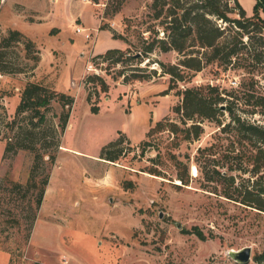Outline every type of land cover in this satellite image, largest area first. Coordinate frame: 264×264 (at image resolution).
I'll return each instance as SVG.
<instances>
[{
  "label": "rangeland",
  "instance_id": "obj_1",
  "mask_svg": "<svg viewBox=\"0 0 264 264\" xmlns=\"http://www.w3.org/2000/svg\"><path fill=\"white\" fill-rule=\"evenodd\" d=\"M240 1L243 7H250L251 0ZM150 2L0 0V39L11 28L24 34L2 49L3 62L16 71L8 76L0 71V177L25 182L28 176L30 151L20 149L2 158L5 141L19 124L17 121L12 127L16 106L12 96L4 93L20 94L23 75L30 73L39 52L49 48L54 57L43 73L45 79L52 81L56 90L75 97L71 126L60 136L27 241L25 199L13 193L15 204L0 207V264H264L254 258L264 248V211L203 189L197 178L194 154L210 139L214 122L205 120L204 133L193 140L179 139L168 129L147 134L163 117L180 121L173 111L181 100L179 89L205 82L238 87L246 75L243 69L223 71L208 64L198 71L185 70L183 80H171L156 60L175 63L178 53L158 48L147 64L148 58L138 63L150 70L143 79L113 78L114 70L106 73L101 64L95 67L93 63L92 57L110 44L118 42L123 44L121 48L135 49L139 34L153 33V26L163 35L159 20L148 16ZM76 10L82 16L70 20L68 16ZM259 11L264 17V8ZM75 24L86 26L90 37L76 31ZM113 33L121 34L127 42L120 37L115 40L109 35ZM252 69L264 84V65L257 63ZM93 71L104 76L107 91L99 87L95 91L92 82H85ZM91 104L99 105V110L91 112ZM60 110L59 102L53 100L47 116L56 122ZM246 115L264 120L260 112ZM119 135L124 153L116 160L100 157L101 146ZM62 139L79 152L62 150ZM176 159L188 167V183L177 177L183 167ZM149 167L160 173L149 172ZM36 174L37 179L43 174V165ZM6 183L0 180V196L6 192ZM246 245L251 247L247 262H237L229 255L230 249Z\"/></svg>",
  "mask_w": 264,
  "mask_h": 264
},
{
  "label": "trees",
  "instance_id": "obj_2",
  "mask_svg": "<svg viewBox=\"0 0 264 264\" xmlns=\"http://www.w3.org/2000/svg\"><path fill=\"white\" fill-rule=\"evenodd\" d=\"M261 7L264 8V0H255L252 14L247 15L239 0H151L148 16L159 20L163 35H159L158 29L153 26L150 29L153 33L139 34L135 49L131 46L109 47L95 54L92 60L95 67L101 64L100 69L106 73L114 70L112 77L119 75L124 80L147 78L149 67L138 63L148 58L147 64L157 48L161 51L174 49L178 53L175 63L156 60L162 72L170 74L171 80H183L185 70L198 71L208 64H214L223 71L243 69L246 75L238 87L228 88L205 82L179 89L181 100L173 106V111L180 121L163 117L155 121L147 134L168 129L179 139L193 140L204 133L205 120L214 122L215 130L211 132L210 139L199 145L194 154L200 186L228 200L264 211V120L250 119L246 115L255 112L264 114V84L256 78L252 69L257 63L264 65V17L259 13ZM23 36L20 30L11 28L1 37V72L16 71L3 62L2 49L10 41ZM112 36L125 38L118 33ZM27 42L31 44L30 39ZM38 59L39 56L36 62ZM116 65L120 67L115 69ZM152 71L155 72L154 68ZM85 82H92L95 91L98 87L101 91L109 88L104 76L97 71L89 73ZM51 83L45 75L24 82L15 107L16 118L11 121L12 127L17 121L19 124L13 136L6 139L2 152V158L11 157L20 149L32 153L25 182L12 180L7 175L0 177L7 182L6 192L3 191L0 196V207L10 208L11 204H15L13 195L25 199L24 207L28 209L24 217L27 228L25 241L36 220L49 180L50 166L55 161L56 148L75 98L71 93L56 90ZM90 99L88 93L86 100L90 102ZM53 100L61 106L59 113L55 114L56 122L47 116ZM98 110L99 105H90L91 112ZM122 141L119 135L104 143L99 156L118 159L124 153ZM176 161L183 167L177 172V177L181 182L188 183L191 179L188 167L182 160ZM41 165L43 174L37 179L36 171ZM148 171L160 173L153 167H149ZM31 188L35 190L29 192ZM196 232L204 237L201 231ZM254 258L264 260V248Z\"/></svg>",
  "mask_w": 264,
  "mask_h": 264
},
{
  "label": "crops",
  "instance_id": "obj_3",
  "mask_svg": "<svg viewBox=\"0 0 264 264\" xmlns=\"http://www.w3.org/2000/svg\"><path fill=\"white\" fill-rule=\"evenodd\" d=\"M240 3H241V1H240ZM254 3H255V0H251V3H250V7H244V9H245V12H246V14L247 15H250V14H252V12H253V5H254ZM242 5V4H241ZM243 6V5H242ZM259 13H260V11H259ZM260 15H261V13H260ZM73 16V17H72ZM77 16H82V13H81V11H79V10H76L75 12H73L71 15H69L68 17H70V20L72 19V18H74V17H77ZM76 25V24H75ZM74 29H75V26H74ZM99 30H101V29H99ZM102 30H105V29H102ZM50 31V30H49ZM80 32V31H79ZM96 32H97V30H96ZM98 33H99V31H98ZM110 36H112L111 34H109ZM28 36V35H27ZM112 38H114L115 40H119L120 41V39L119 38H116V37H113L112 36ZM123 44H121V43H113V44H110V47H120V46H122ZM107 48H109V47H107ZM107 48H105V49H107ZM49 48H48V50H46V52H44V51H41V52H39V59H38V61L36 62V64H35V66L32 68V70L30 71V73H28L27 75H23V78H22V83L23 82H25V81H27V80H34V79H39V78H42L44 75H43V73H45L46 71L45 70H48V66H51V63L54 61V57H53V55L49 52ZM45 62V63H44ZM12 73H14V72H12ZM2 75H9L8 73L7 74H4V73H2ZM57 77V76H56ZM55 83H56V81H55ZM55 83H54V85H55ZM15 88H17V89H19V86H15ZM7 95V96H12V100H13V102H14V106H16V104L18 103V100H19V95L17 94V93H11V94H9V93H4V95ZM5 95V96H6ZM16 96V99L14 98ZM13 106V107H14ZM73 107V106H72ZM71 111H72V109H71ZM70 111V112H71ZM69 119H70V115H69ZM68 119V123H67V125H66V128L64 129V131L67 129V128H69L70 126H71V121ZM63 136V135H62ZM62 142H63V139H62ZM61 148H62V150L63 149H68V150H73L74 152H79V150H77L76 148H74V149H72L71 147H69V146H66L65 144H64V142H63V144L61 145ZM51 178V177H50ZM49 181V180H48ZM48 184V183H47ZM37 219V218H36ZM35 224V223H34ZM31 238H32V234H31Z\"/></svg>",
  "mask_w": 264,
  "mask_h": 264
},
{
  "label": "water",
  "instance_id": "obj_4",
  "mask_svg": "<svg viewBox=\"0 0 264 264\" xmlns=\"http://www.w3.org/2000/svg\"><path fill=\"white\" fill-rule=\"evenodd\" d=\"M228 253L237 262H247L250 259L251 247L246 245L240 249H230Z\"/></svg>",
  "mask_w": 264,
  "mask_h": 264
},
{
  "label": "built area",
  "instance_id": "obj_5",
  "mask_svg": "<svg viewBox=\"0 0 264 264\" xmlns=\"http://www.w3.org/2000/svg\"><path fill=\"white\" fill-rule=\"evenodd\" d=\"M75 30L76 31H82V32H84V36H85V38H87V37H90V34H91V32H89L88 31V28L86 27V26H83V25H81V24H76L75 25ZM4 97V96H3Z\"/></svg>",
  "mask_w": 264,
  "mask_h": 264
}]
</instances>
